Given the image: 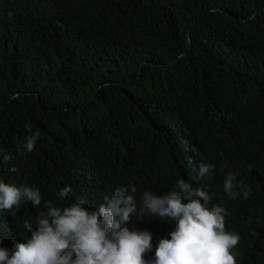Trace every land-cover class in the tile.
Returning <instances> with one entry per match:
<instances>
[{"label": "trees", "instance_id": "obj_1", "mask_svg": "<svg viewBox=\"0 0 264 264\" xmlns=\"http://www.w3.org/2000/svg\"><path fill=\"white\" fill-rule=\"evenodd\" d=\"M179 179L226 209L236 264H264V0H0V180L42 196L0 210V247L48 201L98 210L135 186L139 206ZM122 227L152 233L151 260L175 223Z\"/></svg>", "mask_w": 264, "mask_h": 264}, {"label": "clouds", "instance_id": "obj_2", "mask_svg": "<svg viewBox=\"0 0 264 264\" xmlns=\"http://www.w3.org/2000/svg\"><path fill=\"white\" fill-rule=\"evenodd\" d=\"M38 138V132L26 137V152L34 150ZM9 159L4 155L3 163ZM214 169V164H201L199 175ZM236 175L228 173L223 180V191L231 199L239 195L234 191ZM71 192V187H64L59 197L66 198ZM136 192L135 186L130 191L127 186L119 187L111 196L104 197L98 210L86 209L84 199L63 209L48 201L46 211L36 218L35 228L30 221L23 222L30 237L24 242L14 241L11 252L0 247V264H236L232 250L240 237L226 231V209L211 205L210 195L202 188L179 179L166 194L157 196L144 191L139 206ZM243 196L247 199V191ZM21 202L39 207L40 190L18 188L0 180V210H12ZM132 217H154L175 223L170 239L158 241L151 260L145 259V255L152 251V233L122 227Z\"/></svg>", "mask_w": 264, "mask_h": 264}]
</instances>
